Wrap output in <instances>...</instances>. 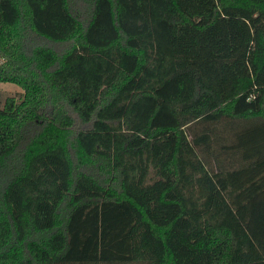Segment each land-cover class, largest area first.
Segmentation results:
<instances>
[{
  "label": "trees",
  "instance_id": "trees-1",
  "mask_svg": "<svg viewBox=\"0 0 264 264\" xmlns=\"http://www.w3.org/2000/svg\"><path fill=\"white\" fill-rule=\"evenodd\" d=\"M0 264H264V0H0Z\"/></svg>",
  "mask_w": 264,
  "mask_h": 264
},
{
  "label": "rangeland",
  "instance_id": "rangeland-1",
  "mask_svg": "<svg viewBox=\"0 0 264 264\" xmlns=\"http://www.w3.org/2000/svg\"><path fill=\"white\" fill-rule=\"evenodd\" d=\"M19 93H22V90L12 84H1L0 83V103L2 104L6 98L15 97Z\"/></svg>",
  "mask_w": 264,
  "mask_h": 264
}]
</instances>
